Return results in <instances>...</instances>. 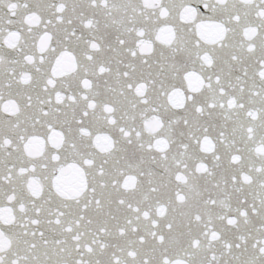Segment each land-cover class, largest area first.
I'll return each instance as SVG.
<instances>
[{
    "label": "water",
    "instance_id": "1",
    "mask_svg": "<svg viewBox=\"0 0 264 264\" xmlns=\"http://www.w3.org/2000/svg\"><path fill=\"white\" fill-rule=\"evenodd\" d=\"M204 7L205 0H189L180 23H196L210 46L228 47L234 39L238 45L221 62L222 70L210 52L203 66L184 74L183 85L176 79L162 93L169 110L180 113L171 139L129 140L118 161L125 166L110 168L105 153L117 152L118 130L88 128L73 139V129L59 126L56 116L86 102L87 113L120 124L113 94H123L122 76L151 105L154 82L122 73L129 62L115 56V45L128 44L134 33L133 54H154L181 38L173 13L164 0H0V15L10 17L0 28V72L9 77L0 89V122L11 121L21 131L18 138L5 134L0 143L6 155L22 151L31 161L23 171L9 163L0 177V189L7 191L0 201V264H205V258L206 264H231L234 248L264 245L256 235L264 232V61L255 63L264 55V11H258L260 0H216L217 13L236 10L198 21ZM122 31L127 38L120 37ZM49 60L53 74L47 79L55 84L45 81L37 91L56 88L58 95L39 98L51 105L39 108L35 93L17 89H35ZM33 110L40 114L33 116ZM151 110V128L144 125L143 137L165 128L171 117L156 105ZM120 127L131 135L133 129ZM77 143L84 153L90 147L99 153L97 159L60 164L49 177L45 157L63 160L64 149ZM9 185L11 190L4 187ZM54 196L60 206L52 204Z\"/></svg>",
    "mask_w": 264,
    "mask_h": 264
},
{
    "label": "snow or ice",
    "instance_id": "2",
    "mask_svg": "<svg viewBox=\"0 0 264 264\" xmlns=\"http://www.w3.org/2000/svg\"><path fill=\"white\" fill-rule=\"evenodd\" d=\"M189 0H164V5L167 9L171 10L173 13L174 20L172 22L178 25V31L181 34L180 43L176 45V50L173 51L171 48L161 47L157 49V51L149 55L147 57L134 55L131 49H133L136 41V37L134 33L132 34V39L128 44L120 45L119 41L116 43V47L119 48V52L115 54L117 58L121 57L129 62L127 68H121V72H132L137 79L150 80L154 83L152 84V100L151 105H156L159 108L160 114H169L175 115L176 113H172L169 110L167 98L162 95L163 92H166L169 85L174 83L179 77V81L181 85H183V76L185 73L189 72L191 68H195L201 65L200 53L203 52L204 60H208V53H213L218 57V67L222 70L223 64L221 63L225 58L229 57L233 51V49L238 45L239 41L233 40L230 42V46L228 47H220L216 48L214 46H210L205 43L203 39L197 34L196 31V23L193 24H183L180 23V10L184 7ZM207 7L201 9V15L198 17V21H206L210 19H215L218 14H226L230 15L231 12L235 11L234 7H228L227 11L221 9L220 13L216 12V0H205ZM11 7L15 8L16 4L12 3ZM261 9H264V0H260ZM10 19L7 15H0V28L6 26L7 21ZM163 22V21H162ZM128 22L125 21V28H127ZM155 24H152L150 27H155ZM152 33L150 32L149 35ZM128 33L126 31L120 32L121 38H127ZM129 49L128 52H125V49ZM31 59V57H29ZM177 61L184 65L183 71L181 72L177 68ZM260 61H264V55H261L259 59L255 62L257 65ZM44 72L43 75L40 76L39 81L36 84V88H25L19 89L21 95L25 93H35L38 97L36 101V106L39 108L51 107L49 104H41L39 98L47 99L49 96H53L54 94L58 95L56 88H51L48 91H37L41 88V86L45 83L55 84V81L52 79H47L50 75L53 74L52 70V61L49 60L43 66ZM243 70V66H242ZM176 74L175 76L173 74ZM217 73H213L216 75ZM264 75V72L261 73ZM9 79L6 75L0 72V89L4 87V81ZM122 83L118 86L122 88L123 94L119 91L113 94V100L120 107V124L124 125L125 128L133 129L131 135L129 136L128 132L124 130V128L118 125H111L108 122V118L106 116H102L96 112L87 113V103L85 102L81 106L71 105L70 107L65 108V111L62 114H57L56 123L61 127H67L73 129V139H75L76 135L80 130H87L88 128H92L95 132H105V131H116L122 137H127V139L123 140V146L117 150V152L113 155L109 156V167L112 166L122 167L125 166L123 164L118 163L121 159V154L127 151V143L131 140L134 144H139L140 140H143V136H141V132L144 129V125H147L151 128V122L153 117V111L151 110L150 104H145L141 101L140 97L135 95L134 92L130 90V85L134 83L130 78L121 77ZM79 81H77V84ZM85 88L88 86V81H84ZM159 85V87H157ZM144 85H140L136 91H142ZM78 91L83 92L84 89H78ZM199 102V101H198ZM137 105V107H133V105ZM58 107H62L59 106ZM109 112L112 109H108ZM194 111V106H193ZM40 113L33 110L32 115H39ZM180 114V113H179ZM130 117V118H126ZM80 120L77 123V120ZM43 119L48 120V117H43ZM24 125H21L23 127ZM139 130H136V129ZM189 131H194V129L189 128ZM45 132L47 130L45 129ZM12 133L15 137H19L21 135V131L19 128L13 127V122L9 121L7 123L0 122V140H3V136L5 134ZM137 137H140V140H137ZM83 139V138H82ZM90 140L91 137H88ZM157 146H159V142H157ZM6 150L3 147V144L0 143V177L5 176L8 171L9 163L15 164L17 168H21L23 171V165L27 163H31V161L24 160L22 151L13 152L10 154H5ZM90 153H85V155H89ZM99 155V153H97ZM76 159L74 155H70L68 152H65L63 160L53 161L51 157V153H49V161H52L49 164V170L54 168L57 169L60 164H69V161ZM83 162L84 160H80ZM91 163V161H88ZM70 166V164H69ZM54 174V173H52ZM51 174V175H52ZM49 175V177L51 176ZM13 184L17 183V181L13 180ZM11 190L10 185L4 186ZM50 187V181H49ZM264 196V193L261 194ZM7 196V191L0 189V201L3 200L4 197ZM87 201H85L86 203ZM63 202L59 201L55 196L53 197L52 204L55 206H60ZM40 202H37L35 207H39ZM261 212L264 213V202L260 204ZM146 214V213H145ZM257 236L264 237V232H257ZM255 238V237H254ZM207 258H205L206 264ZM35 264V262H33ZM49 264H54V261H50ZM111 264V261L108 262ZM180 264V262H177ZM213 264H217V262H213ZM222 264V262H220ZM231 264H264V245H261L259 250L252 249L250 251L237 250L233 249L231 254Z\"/></svg>",
    "mask_w": 264,
    "mask_h": 264
},
{
    "label": "clouds",
    "instance_id": "3",
    "mask_svg": "<svg viewBox=\"0 0 264 264\" xmlns=\"http://www.w3.org/2000/svg\"><path fill=\"white\" fill-rule=\"evenodd\" d=\"M159 6V5H157ZM245 7L247 8H251L252 5L251 3H248L246 5H244ZM258 11H264V9H258ZM260 22L261 24H264V17H260ZM254 32V30H253ZM180 40L181 38L179 36H177L175 39L173 40H170L169 44L168 45H165L164 48H171L173 51L176 50V45L180 43ZM203 56H204V53L201 52L200 53V60H201V65L203 66ZM177 68L182 72L183 71V68H184V65L179 63V61H177ZM77 76H81L83 75V72H77L76 73ZM174 76H175V73H174ZM177 79H179V77H177ZM168 90V89H167ZM143 91V89H142ZM144 97H140V99H143ZM147 99L149 101H151L152 97L151 95L149 94ZM170 111L172 113H176L174 112V110H171ZM180 118V114L179 113H176L175 115H171V117L169 119L166 120V126L165 128L161 129L158 133H150V134H147L143 137V141L145 144L149 143V142H152L156 139V136H168L169 139H171V133H170V129L173 128V127H176L178 126V120ZM144 131V129L142 130ZM118 135V140H117V150L119 149V146L120 144L122 143L123 140L127 139V137H122L119 133L117 134ZM80 138L77 137V140H79ZM140 137H137V140H139ZM84 141H85V144L87 143V138H84ZM3 147H6L5 145H3ZM65 152H68L70 155H74L76 157L77 160H86V159H97L98 155L96 152L94 151H91V147L89 148V152L90 153L89 155H85V153L81 150V147L79 145V143H77V146L75 148H65L64 149V153ZM115 154L114 152L113 153H105V155L107 156H110V155H113ZM63 155V153H62ZM45 160L48 161L49 164L52 163V161H49V157H45ZM93 166V165H90V167ZM56 171V169L52 168L48 171V175H51L52 173H54ZM37 196H39V192L36 193ZM7 242L4 243L3 245V248H7Z\"/></svg>",
    "mask_w": 264,
    "mask_h": 264
}]
</instances>
